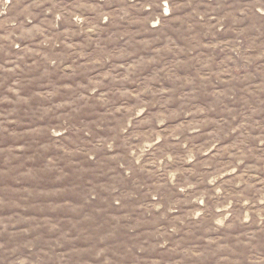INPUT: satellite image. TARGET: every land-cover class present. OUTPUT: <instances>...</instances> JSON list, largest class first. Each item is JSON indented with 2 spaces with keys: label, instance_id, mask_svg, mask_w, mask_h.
<instances>
[{
  "label": "rangeland",
  "instance_id": "374dc122",
  "mask_svg": "<svg viewBox=\"0 0 264 264\" xmlns=\"http://www.w3.org/2000/svg\"><path fill=\"white\" fill-rule=\"evenodd\" d=\"M0 264H264V0H0Z\"/></svg>",
  "mask_w": 264,
  "mask_h": 264
}]
</instances>
